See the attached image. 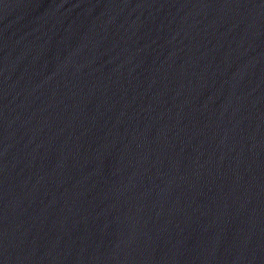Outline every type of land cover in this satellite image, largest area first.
<instances>
[{"label":"water","instance_id":"1","mask_svg":"<svg viewBox=\"0 0 264 264\" xmlns=\"http://www.w3.org/2000/svg\"><path fill=\"white\" fill-rule=\"evenodd\" d=\"M0 264H264V0H0Z\"/></svg>","mask_w":264,"mask_h":264}]
</instances>
